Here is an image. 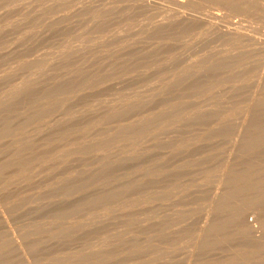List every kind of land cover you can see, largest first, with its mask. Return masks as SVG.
<instances>
[{"label":"rangeland","instance_id":"374dc122","mask_svg":"<svg viewBox=\"0 0 264 264\" xmlns=\"http://www.w3.org/2000/svg\"><path fill=\"white\" fill-rule=\"evenodd\" d=\"M0 264H264V0H0Z\"/></svg>","mask_w":264,"mask_h":264}]
</instances>
